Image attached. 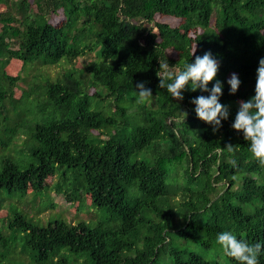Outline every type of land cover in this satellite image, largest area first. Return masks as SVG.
Returning a JSON list of instances; mask_svg holds the SVG:
<instances>
[{
    "label": "trees",
    "instance_id": "16d2710c",
    "mask_svg": "<svg viewBox=\"0 0 264 264\" xmlns=\"http://www.w3.org/2000/svg\"><path fill=\"white\" fill-rule=\"evenodd\" d=\"M208 51L230 106L218 132L191 103L208 93L189 89L179 101L157 76L160 62L182 71ZM261 58L264 0H0V222L14 197L46 189L80 211L89 201L97 219L39 226L10 210L31 257L15 256L14 237L0 232V264H72L71 255H85L83 264H239L217 236L264 244V167L232 128ZM57 67L55 79L43 73ZM232 73L242 81L235 95ZM139 82L151 100L137 103Z\"/></svg>",
    "mask_w": 264,
    "mask_h": 264
},
{
    "label": "clouds",
    "instance_id": "9594fccd",
    "mask_svg": "<svg viewBox=\"0 0 264 264\" xmlns=\"http://www.w3.org/2000/svg\"><path fill=\"white\" fill-rule=\"evenodd\" d=\"M196 50L193 55H195ZM220 62L211 51L203 56H195L194 62L184 66L182 71H173L169 63H161L157 76L160 79L159 87L166 89L172 98L183 101L185 91L200 90L208 95H200L192 99L195 105L197 117L212 126L213 132L222 128V121L229 119L230 106L220 102L223 96L224 84L217 79ZM209 88V84L212 83ZM230 85V94L235 95L242 81L237 73H232L227 80ZM138 90L137 103H144L153 98L152 90L146 87L144 82L136 84ZM232 128L243 133V137L249 143V150L261 167H264V58L259 61L257 68L255 94L248 100H240ZM227 151L234 150L232 144H228ZM219 152L220 149H217ZM217 243L223 252L234 258L239 264H259V256L264 251V244L259 242L249 243L245 239H238L231 231H223L217 236Z\"/></svg>",
    "mask_w": 264,
    "mask_h": 264
},
{
    "label": "rangeland",
    "instance_id": "374dc122",
    "mask_svg": "<svg viewBox=\"0 0 264 264\" xmlns=\"http://www.w3.org/2000/svg\"><path fill=\"white\" fill-rule=\"evenodd\" d=\"M60 19H61L60 16L56 17L57 21H59ZM20 70H21V63L16 62L10 65L9 67V71L12 75L19 74ZM60 71H61L60 67H57V69L49 70L48 72H46L45 70L43 73L48 74L51 77V79H55L58 76V72ZM24 78H25L24 82L27 81V83H29L31 76H29L26 72L24 73ZM27 83L25 82L22 86L28 87ZM22 90L23 89L17 91L18 96L22 94ZM179 173H180L179 168H176L175 172L171 176V179L175 178V180H178ZM56 181H57V177H54L48 179L47 182L49 185H53L54 183H56ZM42 194L44 196H42ZM38 196L39 197L34 196L33 192L29 190L27 195L25 196L18 195L14 197L2 209L3 211H5L3 212L2 217L5 218L7 216V218H6V224H4L5 222L4 218L1 219L0 232L4 234H10L11 236L14 237L13 246H12L13 249L11 250V252L20 259H25L23 258L24 255L22 254H20V256L18 255V253L21 252V250L28 257H31V251L25 246L24 233L10 229L9 220L12 218V214L10 210H12L13 213L19 212L26 215L29 220H32L39 226L47 225L50 221H54V220H64L66 222L74 223V224L78 223L80 220H87L91 222H95L97 220V219L89 220L90 218H88L89 217L88 210H94V209H89L88 207V205L90 204L89 201L86 203L87 206H82V209L80 211V208L78 207L77 204L66 203L64 201L63 195L56 193L52 189H46L42 193H39ZM34 197L36 199V202H33ZM97 215L99 219H102L104 216L100 211L98 212ZM187 247L190 250L194 251L199 256L205 258H211L215 262H220V263L224 262L223 258L219 256L218 252H216L215 250H207L204 247L200 246L199 244H189V246ZM69 257L72 264H74V262L75 263L77 262V264H83L84 258L86 256L71 255ZM75 259L78 260L76 261ZM13 264H22V263L14 262Z\"/></svg>",
    "mask_w": 264,
    "mask_h": 264
}]
</instances>
